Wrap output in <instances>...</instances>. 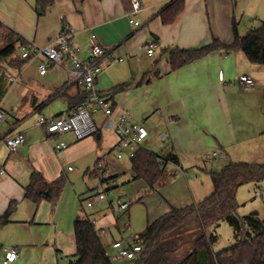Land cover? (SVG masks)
I'll list each match as a JSON object with an SVG mask.
<instances>
[{
  "label": "crops",
  "instance_id": "1",
  "mask_svg": "<svg viewBox=\"0 0 264 264\" xmlns=\"http://www.w3.org/2000/svg\"><path fill=\"white\" fill-rule=\"evenodd\" d=\"M170 1L141 0L133 14L139 24L134 25L127 15L128 0H54L43 11L36 0H0L2 27L31 48L54 44L60 27L65 26L80 59L88 56L91 35L122 57L102 61L94 89L109 96L114 116L125 112L133 123L146 126L148 134L140 146L161 155L165 163L156 188L132 179L130 157L126 164L116 156L118 137L100 111L92 113L97 115V131L90 136L47 135L39 115L50 119L67 111L80 104L85 93L70 82L72 64L65 59L61 65H48L42 74L39 64L45 57L41 54L25 59L20 68L0 59V110L7 114L0 121V215L15 202L0 227V248L17 247L18 257L10 264L68 263L76 251L73 221L79 210L74 193L95 199V206L85 213L94 220L116 264V260L130 259L113 257L112 241L135 243L150 222L172 207L182 208L207 197L213 191L211 171H219L228 162H264V64L250 62L239 49L212 50L175 69L168 61V50L174 47L197 48L213 39L230 43L233 22L243 34L254 19H264V0H184L181 11L165 22L161 10ZM16 45L12 56H21ZM243 73L252 76L254 84L237 82ZM123 83H127L124 89L113 91ZM13 133H21L24 141L9 150L3 137ZM61 140L67 147L55 150ZM219 149L225 156L213 158L212 151ZM169 154L176 155V161ZM33 171L47 181L62 177L52 200L36 203L25 197ZM121 173L126 178L117 176ZM95 176L100 183L107 181L106 190L116 187L119 179L130 186H117L109 191L113 196L99 200L88 187ZM263 182L246 183L254 186L255 193L264 187ZM116 195L131 199L137 211L131 205L124 213L114 214L111 199ZM198 227L196 219L181 226L171 248L179 254L190 251ZM141 255L142 250L131 259L134 264H143ZM1 256L0 250L3 264Z\"/></svg>",
  "mask_w": 264,
  "mask_h": 264
},
{
  "label": "trees",
  "instance_id": "2",
  "mask_svg": "<svg viewBox=\"0 0 264 264\" xmlns=\"http://www.w3.org/2000/svg\"><path fill=\"white\" fill-rule=\"evenodd\" d=\"M54 0H36L37 6L43 11ZM184 0H171L161 10L163 21H171L181 11ZM128 7L130 4L128 1ZM128 8V9H129ZM0 27H2L0 23ZM10 39L0 48V59L20 68L27 57L12 56L18 46L27 45L11 31ZM216 49L224 51L239 49L244 52L250 62L264 64V19L257 26H250L240 34L233 22V40L225 44L218 39L197 48H178L168 50V61L171 69L178 68ZM127 83L120 84L113 91L122 90ZM85 96V93L82 96ZM82 101V100H81ZM176 161V155L169 154ZM132 179H142L149 187L156 188L163 177L164 161L158 153L141 147L136 148L130 156ZM213 191L204 199L182 208L172 207L168 212L150 222L138 234L135 243L142 246L140 262L147 264H264V218L256 211L245 215L236 212L238 203L236 190L238 186L249 181L264 180V162L251 163L246 161L228 162L219 171L210 172ZM62 185V177L53 181L44 179L39 171H33L30 181L25 187V197L39 202L41 199L52 200ZM15 202H10L7 209L0 215V227L7 222ZM192 219L198 221L199 227L192 242V249L179 254L172 249L176 242L175 232ZM226 219L232 226L236 241L227 248L213 250L214 233L206 228ZM76 251L68 259L67 264H114L99 236L94 220L88 214H78L73 221ZM174 236L175 241H171ZM169 237V239H167ZM169 243L168 253L159 260L150 258L159 253L164 243ZM165 257V258H164Z\"/></svg>",
  "mask_w": 264,
  "mask_h": 264
},
{
  "label": "built area",
  "instance_id": "3",
  "mask_svg": "<svg viewBox=\"0 0 264 264\" xmlns=\"http://www.w3.org/2000/svg\"><path fill=\"white\" fill-rule=\"evenodd\" d=\"M130 8L127 11L130 23L138 25L139 21L133 17L141 7V0H128ZM71 37L70 31L61 26L58 35L55 38L54 44L49 43L42 47H29L28 45H21V57L29 58L31 55L36 56L41 54L45 57L40 61L39 72L44 73L50 64L61 65L67 59L72 64L70 82H74L85 90V96L80 104L71 107L50 119H46L42 114L38 117V122L43 124L47 135L52 136L60 133L71 132L76 139H82L94 134L97 131V125L92 118V113L100 111L104 114L105 121L113 128L118 137V150L116 156L122 157L127 153L132 156L141 141L147 136L148 130L142 123H133L127 113L122 112L113 115L114 109L110 98L107 94L96 91L93 83L97 74L102 69V61L108 59L109 61L122 60V57L113 55L112 50L105 49L96 39L95 35H91V44L86 60L78 57V49L70 45L69 39ZM152 47L147 48L148 53H152ZM237 82L242 85L254 84V79L249 74H239L236 77ZM7 114L0 110V121L5 118ZM3 141L9 150H15L24 141L21 133L8 134L3 137ZM67 147L64 140L59 141L55 145V150ZM225 153L223 150L212 151L213 158H223ZM97 169L102 170L101 164H97ZM255 194L264 195V187L257 188ZM99 200L106 199L107 195L103 191L96 194ZM132 201L124 199L120 195H116L111 199L112 211L116 215L124 213L131 205ZM86 206L93 208L95 206V199H88ZM111 255L116 258H135L141 252L142 246L139 243L129 244L125 239H117L111 242ZM1 250V261L3 264H10L18 257L17 247L14 245H3ZM108 254H110L107 251Z\"/></svg>",
  "mask_w": 264,
  "mask_h": 264
},
{
  "label": "rangeland",
  "instance_id": "4",
  "mask_svg": "<svg viewBox=\"0 0 264 264\" xmlns=\"http://www.w3.org/2000/svg\"><path fill=\"white\" fill-rule=\"evenodd\" d=\"M253 21L255 23H251L246 28H248L250 26H257L260 23L259 20L256 21L254 19ZM246 28L244 30H246ZM10 37L11 36H10L9 32L5 28L0 27V48L4 44H6V42L9 41ZM92 118L94 119V121H96L97 115L93 114ZM128 157H129L128 154L125 153L122 155L121 160L124 163L128 164V162H129ZM117 176L122 177L124 179V178H126L127 174L121 173V174H118ZM95 177H92L90 179V183H88V187L90 188L89 192H93V193L97 194L98 191L100 190V191H103L104 193H106L107 197L113 196L112 195L113 193H109V191L114 190L117 186L118 187L119 186L120 187L126 186V185L130 186V184L128 182L122 183L120 181L121 179H119L118 180L119 183L117 184L116 187H113V188H110L109 190H106V186L108 185L107 181H103L100 183V182H98L99 178L97 176H95ZM109 184H111V181H109ZM261 185L264 186V182ZM253 188H254V186H252L251 184H248V183L241 185V188L239 190L241 194H239V196L237 198L238 206H237L236 212L238 215L242 216V215L248 214L252 211H256L260 218H264V195L253 193ZM73 198H74L73 201H75L74 203H76V208H78V210H79V214L84 215L85 212L90 211V209L86 206V201H87L86 193L85 194L74 193ZM126 199H128V198H126ZM129 200H131V199H129ZM131 205L132 206L134 205V206L132 207ZM131 205L130 206L132 208H134V211H137V207L135 206V203L131 204ZM121 224H122V222H121ZM206 230L208 233H214L216 235V238L212 242V245H211L212 249L215 251L227 248L236 241V239L234 237L233 228L227 222L226 219H220L217 224H211V225L207 226ZM177 234L180 235V232H175V234H173V235H177ZM170 239H173L171 241H175L174 236H171ZM190 243H191V241H188V244L186 247H188L190 245ZM168 245H169V243L165 242L163 245V248H161V250H159V253H154L152 258H150V261L158 260V259L160 260L164 256V254H165V256H167L168 253H165V251L167 249H169ZM64 262L65 261H63V260H59V264H65ZM115 263L116 264H134V261L131 259L127 260V261L116 260ZM138 264H140V263H138ZM143 264H147V263H143Z\"/></svg>",
  "mask_w": 264,
  "mask_h": 264
}]
</instances>
